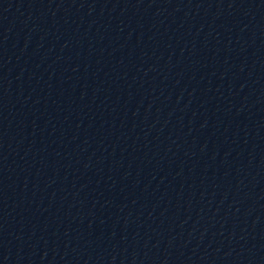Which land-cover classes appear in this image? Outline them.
Instances as JSON below:
<instances>
[{
	"label": "water",
	"instance_id": "95a60500",
	"mask_svg": "<svg viewBox=\"0 0 264 264\" xmlns=\"http://www.w3.org/2000/svg\"><path fill=\"white\" fill-rule=\"evenodd\" d=\"M0 264H264V0H0Z\"/></svg>",
	"mask_w": 264,
	"mask_h": 264
}]
</instances>
